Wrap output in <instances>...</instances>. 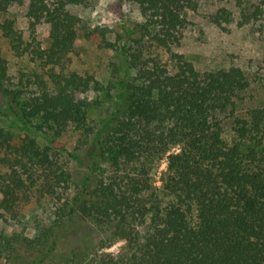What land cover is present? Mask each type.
<instances>
[{
    "label": "trees",
    "instance_id": "trees-1",
    "mask_svg": "<svg viewBox=\"0 0 264 264\" xmlns=\"http://www.w3.org/2000/svg\"><path fill=\"white\" fill-rule=\"evenodd\" d=\"M127 1L142 23L124 24L115 39L107 27L83 29L118 59L105 86L66 64L82 21L69 7L87 0H0L2 36L41 69L15 81L0 52V116L12 124H0V264H264V105L237 115L250 85L243 68L200 71L174 49L197 0ZM262 5L243 11L242 23L264 17ZM20 6L30 39L16 23ZM211 19L223 27L232 14L223 7ZM41 23L50 27L47 47L35 36ZM89 91L110 100L95 125L89 108L103 101ZM69 131L82 154L63 156L38 139ZM31 199L32 235L16 224L1 229L22 222L20 203ZM119 240V252L104 250Z\"/></svg>",
    "mask_w": 264,
    "mask_h": 264
},
{
    "label": "rangeland",
    "instance_id": "rangeland-1",
    "mask_svg": "<svg viewBox=\"0 0 264 264\" xmlns=\"http://www.w3.org/2000/svg\"><path fill=\"white\" fill-rule=\"evenodd\" d=\"M264 0H197L196 11H188V24L183 31L181 45L174 48L182 53L186 59L192 61L195 67L204 71L206 69L229 68L240 66L243 68L250 81L249 87L242 93V98L237 100V115H244L252 107L264 105V17L256 21L243 24V11L253 10V5H262ZM227 8L232 14V22L218 26L212 22V15L220 8ZM264 9V6L262 5ZM69 9L79 15L82 21L78 26L80 40L76 52L70 54L66 64L71 69L80 73L93 74L103 85L111 84V79L116 75L118 59L113 53L104 48L100 36L91 40L83 38V29L94 28L99 25L107 27L110 31L108 37L115 39L116 32L123 33L124 24L134 26L142 23L136 5L127 0H87L85 5H71ZM26 7L13 8L17 26L24 31L25 39H30L28 22L26 19ZM3 17H0V21ZM50 27L47 23H41L36 27L35 36L41 42L42 47L49 45ZM161 50V49H160ZM0 52L8 61L9 73L15 81H18L22 74L30 75L33 72H41L36 62H32L28 56L17 57L11 48L9 39L2 36L0 30ZM166 57L164 51H160ZM88 99L99 98L102 105L91 106L88 117L90 124L95 125L108 117L110 100L106 93L89 91L86 93ZM1 108H5L4 101H0ZM0 124L5 127L12 125L5 117L0 116ZM224 138L231 141L234 137L232 123L229 119L224 121ZM15 130V129H14ZM78 132H66L56 139L50 135H38L39 142L44 144L53 141L52 146L58 149L61 155L66 156L70 151L82 154ZM167 162L163 161L159 168L154 171L155 184L161 185V173L166 169ZM69 167L75 176H78L82 169L79 165L70 161ZM36 207L34 199L29 202L22 201L19 206L22 212V222L19 224L12 219L2 222L1 229H9L15 225L18 231H24L32 235V212ZM124 241L119 240L111 246L106 247V252H119Z\"/></svg>",
    "mask_w": 264,
    "mask_h": 264
}]
</instances>
